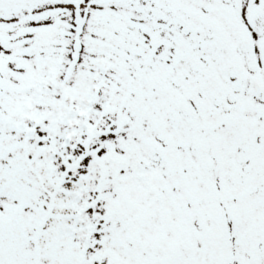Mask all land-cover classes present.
<instances>
[{"label":"snow or ice","instance_id":"6c2138e0","mask_svg":"<svg viewBox=\"0 0 264 264\" xmlns=\"http://www.w3.org/2000/svg\"><path fill=\"white\" fill-rule=\"evenodd\" d=\"M0 264H264V0H0Z\"/></svg>","mask_w":264,"mask_h":264}]
</instances>
